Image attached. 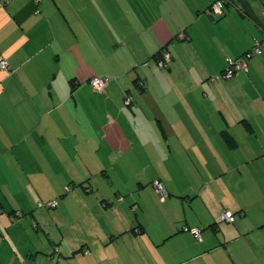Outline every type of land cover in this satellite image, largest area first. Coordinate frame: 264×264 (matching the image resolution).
<instances>
[{"label": "crops", "instance_id": "crops-1", "mask_svg": "<svg viewBox=\"0 0 264 264\" xmlns=\"http://www.w3.org/2000/svg\"><path fill=\"white\" fill-rule=\"evenodd\" d=\"M214 1L0 2V264H264V53L221 75L264 0ZM153 203L171 211L149 230Z\"/></svg>", "mask_w": 264, "mask_h": 264}, {"label": "built area", "instance_id": "built-area-1", "mask_svg": "<svg viewBox=\"0 0 264 264\" xmlns=\"http://www.w3.org/2000/svg\"><path fill=\"white\" fill-rule=\"evenodd\" d=\"M9 1L11 0H0L1 4H5ZM229 1L230 0L214 1L208 6L206 10L207 14L211 16H221L224 12L225 4L228 3ZM34 2L38 3L39 0H34ZM179 37L183 38L184 37L183 33H179ZM263 53H264V36L261 38H255L253 40V43L250 49L244 52L241 56L237 58L227 57L226 67L224 68L221 74L222 77L225 79H230L236 76L240 72H246L248 69L247 61L253 56H258ZM170 58L171 56L168 51L161 50L156 57L157 67L166 68L167 62L170 60ZM0 70L6 72L7 74H11L14 71V69L11 67V65L7 61V59L2 54H0ZM210 80H213V78L211 77ZM107 81H108L107 78L95 76L89 80V85L97 91H102L104 87L106 86ZM131 99H132L131 95L126 94L124 97V103L127 105L130 104ZM152 185L155 188V191L157 192L159 198L163 200L166 197V191L163 185L158 181H154ZM39 206L45 207V208H55L58 206V203L56 200H52L46 203H40ZM19 214L20 213L17 212L15 215H19ZM240 215H242V213ZM220 219L222 221L233 223L236 220V215L230 210H224L220 214ZM182 231L189 232L197 242L201 241V230L199 228L183 227ZM55 249L56 251H58L57 248Z\"/></svg>", "mask_w": 264, "mask_h": 264}, {"label": "rangeland", "instance_id": "rangeland-1", "mask_svg": "<svg viewBox=\"0 0 264 264\" xmlns=\"http://www.w3.org/2000/svg\"><path fill=\"white\" fill-rule=\"evenodd\" d=\"M121 177V176H120ZM144 177H145V179H149L148 181H150V179L153 181L154 180V178H152L153 177V175H144ZM112 182H113V184H114V186H117V178L115 177V176H112ZM156 181V180H155ZM154 182V181H153ZM152 182V183H153ZM159 182V181H158ZM152 183H149V184H152ZM236 183H237V185H243V180H237L236 181ZM153 186V185H152ZM251 187V184L250 183H248V187H246V188H244V189H247V191H251L252 190V188H250ZM126 196H124V195H122L121 196V198H125ZM57 202H60V200H57ZM200 202V200L199 199H196L195 201H194V203H193V205H194V207L195 206H199V203ZM180 208V206H179V204L178 205H176V209H178V210H180L179 209ZM43 210L44 212H51L52 210H49V211H46L44 208H37V210ZM130 209V208H129ZM148 209H150L151 210V212L150 213H148V214H146V215H144V222L148 225V228H149V230H154V227H155V225H157L156 224V222H155V220H156V218H158V216H157V214H161V216L163 215V211L164 210H169V211H171V209H170V206H163V205H161V204H158V203H153L152 205H151V207L150 208H148ZM195 210H196V208H194ZM225 210H227V209H225ZM224 211V209L222 210V212ZM231 211V210H230ZM153 212H156L157 214L156 215H154V213ZM221 212V213H222ZM232 212H234V211H232ZM152 213H153V215H152ZM132 214V213H131ZM174 215L176 214V212H174L173 213ZM236 215V217L237 216H239L237 213L235 214ZM105 222L106 223H108V221L107 220H105ZM162 222H165V218L164 219H162ZM180 227L181 228H183V227H187L186 226V224H184V222L183 221H181L180 223ZM82 227V225H77L76 227H70L71 229H67L66 231H67V233L68 234H77L78 235V233H79V231L82 229L81 228ZM205 229L202 231L201 230V228H199L200 230H201V237H203V233H204V231H206V230H208L209 228L207 227V226H205L204 227ZM86 230V229H85ZM182 232H184V231H182ZM187 233H189V232H187ZM190 234V233H189ZM191 235V234H190ZM192 236V235H191Z\"/></svg>", "mask_w": 264, "mask_h": 264}, {"label": "trees", "instance_id": "trees-1", "mask_svg": "<svg viewBox=\"0 0 264 264\" xmlns=\"http://www.w3.org/2000/svg\"><path fill=\"white\" fill-rule=\"evenodd\" d=\"M232 0H230L228 3H230ZM227 4V3H226ZM211 16V15H210ZM262 55V54H261ZM259 56V55H258ZM223 72V71H222ZM227 139V141L230 143V141H229V139L228 138H226ZM234 214H238V215H240L241 213H242V215H243V212L242 211H238V212H233ZM241 216V215H240Z\"/></svg>", "mask_w": 264, "mask_h": 264}]
</instances>
